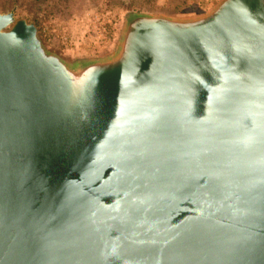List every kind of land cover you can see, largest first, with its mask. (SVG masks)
<instances>
[{"label":"water","instance_id":"1","mask_svg":"<svg viewBox=\"0 0 264 264\" xmlns=\"http://www.w3.org/2000/svg\"><path fill=\"white\" fill-rule=\"evenodd\" d=\"M0 264H264V0L75 65L0 12Z\"/></svg>","mask_w":264,"mask_h":264},{"label":"rangeland","instance_id":"2","mask_svg":"<svg viewBox=\"0 0 264 264\" xmlns=\"http://www.w3.org/2000/svg\"><path fill=\"white\" fill-rule=\"evenodd\" d=\"M139 1L151 3L139 10L125 0H71L68 3L52 0L48 9L38 10L33 0H0V12L15 10L17 18L35 22L45 47L75 65L114 56L130 14L191 18L209 12L222 0H209L208 3L205 0Z\"/></svg>","mask_w":264,"mask_h":264},{"label":"trees","instance_id":"3","mask_svg":"<svg viewBox=\"0 0 264 264\" xmlns=\"http://www.w3.org/2000/svg\"><path fill=\"white\" fill-rule=\"evenodd\" d=\"M57 3H65V2H70L71 0H55ZM33 5L38 8V10H43L45 8H49L50 7V2H52V0H33ZM126 3L130 4V6L134 9H143L145 7H147L148 5H150L151 2L149 1H144L141 2L139 0H125ZM46 9V10H47ZM36 20L39 21V17L36 16Z\"/></svg>","mask_w":264,"mask_h":264},{"label":"built area","instance_id":"4","mask_svg":"<svg viewBox=\"0 0 264 264\" xmlns=\"http://www.w3.org/2000/svg\"><path fill=\"white\" fill-rule=\"evenodd\" d=\"M209 0H205L206 3H208Z\"/></svg>","mask_w":264,"mask_h":264}]
</instances>
